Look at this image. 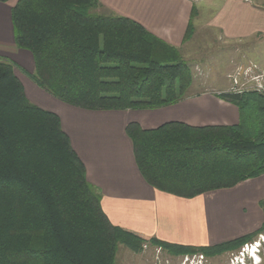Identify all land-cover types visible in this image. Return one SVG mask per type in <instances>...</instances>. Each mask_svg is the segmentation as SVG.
Masks as SVG:
<instances>
[{"label":"trees","instance_id":"1","mask_svg":"<svg viewBox=\"0 0 264 264\" xmlns=\"http://www.w3.org/2000/svg\"><path fill=\"white\" fill-rule=\"evenodd\" d=\"M195 13L192 6L183 41L192 36ZM11 20L16 47L33 55L29 77L71 105L156 108L182 99L191 84V69L176 46L99 0H17ZM13 67L0 57V264H114L118 243L136 253L146 243L170 255L212 257L264 233L263 219L249 234L196 246L112 224L59 116L27 98ZM220 96L237 106V124L170 121L143 129L127 123L148 184L192 197L264 173V81L262 88ZM259 205L264 216V198Z\"/></svg>","mask_w":264,"mask_h":264},{"label":"crops","instance_id":"2","mask_svg":"<svg viewBox=\"0 0 264 264\" xmlns=\"http://www.w3.org/2000/svg\"><path fill=\"white\" fill-rule=\"evenodd\" d=\"M16 1H0V57L14 63V73L27 98L59 116L62 129L84 164L86 180L98 190L101 208L112 224L146 237L196 246L218 244L261 226L264 216L259 202L264 198V173L229 188L177 196L145 181L125 132L129 122L143 129L170 121L190 126L235 125L239 111L220 96L225 90L189 88L176 103L145 109H87L61 101L28 76L34 69L33 55L14 43L11 7ZM99 1L114 13L137 21L180 52L197 31L194 28L192 37L183 42L194 0ZM206 24L225 37L243 41L264 32V9L254 7L250 0H223Z\"/></svg>","mask_w":264,"mask_h":264},{"label":"rangeland","instance_id":"3","mask_svg":"<svg viewBox=\"0 0 264 264\" xmlns=\"http://www.w3.org/2000/svg\"><path fill=\"white\" fill-rule=\"evenodd\" d=\"M194 1L192 6L195 7L196 13L192 19V25L193 33L194 28L197 30L196 34L190 42L186 43V46L181 48V52L177 47L181 58L192 72L190 89H188L217 91L227 89L228 91L261 86L260 84L264 81V32L255 33L243 41L225 37L206 24V19L219 9L223 0ZM250 2L254 7L264 9V0H250ZM241 246L219 256L204 255V259L196 262L197 264H264V255L257 253L255 249H252L256 252L253 259H250L247 252L241 257L242 260L234 259ZM185 255L190 254L170 255L159 246L146 243L143 244L142 251L136 253L123 243H118L114 264H194L182 263L181 258Z\"/></svg>","mask_w":264,"mask_h":264},{"label":"built area","instance_id":"4","mask_svg":"<svg viewBox=\"0 0 264 264\" xmlns=\"http://www.w3.org/2000/svg\"><path fill=\"white\" fill-rule=\"evenodd\" d=\"M260 85L261 86H258L257 88H262V84H260ZM256 239H254L250 243L243 244L241 246V249H240L239 253L234 256V259L239 258V259L242 260L241 257L244 255L245 252H249L250 254H253L254 251L252 249L254 248L256 250L255 245L258 243L259 240H263L264 241V236L263 235H259L258 240H256ZM200 259H204V255H202V254H190V255H185L183 258H181L182 263L190 262V263H194V264H197L198 261H201Z\"/></svg>","mask_w":264,"mask_h":264},{"label":"clouds","instance_id":"5","mask_svg":"<svg viewBox=\"0 0 264 264\" xmlns=\"http://www.w3.org/2000/svg\"><path fill=\"white\" fill-rule=\"evenodd\" d=\"M260 247V249H258ZM255 248H256V250H257V253H259L260 254V252H263L264 251V241L263 240H259L258 241V243L255 245ZM261 250H263V251H261ZM260 251V252H259ZM254 253H256V252H254ZM254 253H253V255L252 254H250V253H246V254H248L249 255V257H250V259L252 258H254ZM258 256V255H257ZM253 261V260H252ZM242 264H245V263H242Z\"/></svg>","mask_w":264,"mask_h":264},{"label":"flooded vegetation","instance_id":"6","mask_svg":"<svg viewBox=\"0 0 264 264\" xmlns=\"http://www.w3.org/2000/svg\"><path fill=\"white\" fill-rule=\"evenodd\" d=\"M258 237V236H257ZM251 241H253V239L251 240ZM251 241H249V243L251 242ZM247 243V242H246ZM261 255H264V252H261L260 253ZM257 259V258H256Z\"/></svg>","mask_w":264,"mask_h":264},{"label":"bare ground","instance_id":"7","mask_svg":"<svg viewBox=\"0 0 264 264\" xmlns=\"http://www.w3.org/2000/svg\"><path fill=\"white\" fill-rule=\"evenodd\" d=\"M254 249V248H253Z\"/></svg>","mask_w":264,"mask_h":264}]
</instances>
